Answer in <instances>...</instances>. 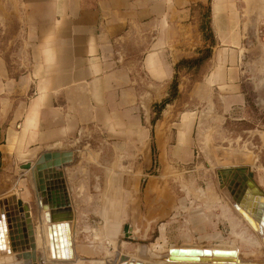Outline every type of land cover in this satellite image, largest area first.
Listing matches in <instances>:
<instances>
[{"label":"crops","instance_id":"0c3cea01","mask_svg":"<svg viewBox=\"0 0 264 264\" xmlns=\"http://www.w3.org/2000/svg\"><path fill=\"white\" fill-rule=\"evenodd\" d=\"M208 6L215 46L188 91L196 108L225 122L246 108L250 89L264 104V0H0V203L17 196L30 207L37 249L41 198L20 167L74 154L84 138L108 150L118 141L129 155L131 141L147 135L138 105L167 92L176 65L198 57ZM202 114H184L185 151ZM2 230L0 264H35L13 252L7 221Z\"/></svg>","mask_w":264,"mask_h":264},{"label":"rangeland","instance_id":"374dc122","mask_svg":"<svg viewBox=\"0 0 264 264\" xmlns=\"http://www.w3.org/2000/svg\"><path fill=\"white\" fill-rule=\"evenodd\" d=\"M203 48L196 51L198 56ZM184 70L178 74V87L182 78L189 76L191 82L186 90L178 89L161 112L158 105L174 94L172 85L167 92L149 93L138 105L147 135L131 141L129 155L122 154L118 141L115 149L107 146L109 150L86 138L75 147L74 160L64 173L75 213L76 247L80 251L87 247L89 254L78 251L79 256L92 260L85 264L110 258L119 263L122 254L163 264L170 259L171 246L207 250L193 258L198 261L228 258L261 263L264 259L257 237L234 205L231 179L220 175L225 167L245 166L264 192V104L250 89L246 108L222 122L214 111L196 108L190 100L188 88L202 78L204 67L190 70L189 75ZM193 110L203 114L197 115L185 151L178 146V134L184 114ZM126 225L135 235L124 233ZM140 246L146 249L143 256ZM43 248L30 257L34 263L43 258Z\"/></svg>","mask_w":264,"mask_h":264},{"label":"water","instance_id":"95a60500","mask_svg":"<svg viewBox=\"0 0 264 264\" xmlns=\"http://www.w3.org/2000/svg\"><path fill=\"white\" fill-rule=\"evenodd\" d=\"M73 160L72 152H52L42 155L36 163H26L20 167L23 171L31 172L35 190L41 198L38 202L39 206L43 211H46L47 221L52 223L48 227L52 246L57 248V242L60 240L64 258H68L70 252L73 256L69 223H64L71 218L72 212L64 169ZM228 171L233 170L228 169ZM235 171L240 175H234L229 189L234 197L236 209L243 215L245 213L243 208L251 212L252 216H248L251 223L254 225V219H256L259 226H264V193L259 190L254 182L252 172H248L247 176L243 175L247 171L244 167H239ZM242 176L243 178H241ZM246 187L252 191L248 196L249 198L244 194ZM0 205L4 209L3 220H0V245L2 242V225H5L7 221L13 252L21 253L23 258H34L36 253L35 230L31 221L30 207L17 196L4 200ZM124 233L134 235L133 231H130V225L124 227ZM28 250H31L32 253H28ZM205 252L207 250L171 249L170 259L199 258L196 256H202ZM136 264L141 263L137 262Z\"/></svg>","mask_w":264,"mask_h":264},{"label":"bare ground","instance_id":"6f19581e","mask_svg":"<svg viewBox=\"0 0 264 264\" xmlns=\"http://www.w3.org/2000/svg\"><path fill=\"white\" fill-rule=\"evenodd\" d=\"M239 163H243V161H240ZM244 168H246V167L244 166ZM228 169H231V168L230 167H225L220 172L221 178L225 179L226 181L229 180V179H231V181H232L234 175H236V174H239L240 175V173L236 172L235 169H231V170H233L231 172H229ZM246 170L247 171H245L244 174H243L245 176H247L246 173L250 172V171H248V169H246ZM241 178H243V176ZM223 179H222V181H224ZM257 187H258V185H257ZM260 191H262V190H260ZM251 193H252L251 189H249L248 187H246L245 188V192H244L245 196L247 195L246 197H248V196H250ZM257 204H258V202H257ZM73 209H72V212L70 214L71 218L69 220H67V221H64V223L65 222H68L69 223L70 241H71V244H72V253H73L72 254L73 256H71V252L69 250L70 253H69V257L68 258H64L63 257V251H62V247H61L60 240H58V242H57V246H58L57 248H54L52 246L53 244L51 242V239H50V236H49V232H48V227L50 225H52V223H49L47 221L46 211H43V215H42V219H41V225H42L41 226V232H40V234L38 233L39 235L37 236V241H38L40 247L43 246L44 247L43 249H45V250H43L45 252H43V258H44V260H42V264H85L87 262L92 261V260H89L87 258H83V257H80L79 256V253H78L79 250L76 247V239H77V234L78 233H77L76 227H75V222H74L75 213H74ZM243 210L245 211V214L247 216L245 214L243 215V214L240 213L241 214L240 218L244 219L246 221V223H248L247 225H249L252 228V232L257 237V242H258L260 248L262 249V252H263V255H264V226H259L258 223H257L258 221L256 219H254V217H253V219L256 221V222L254 221V223H255L254 224L255 226H254L251 223L250 219H249V217L252 216L251 215V212L247 211L244 208H243ZM232 211H234V210H232ZM44 213H45V215H44ZM45 229L47 230L46 233L44 231ZM2 233H3V230H2ZM6 233H7V229H6ZM65 233H66V231H65ZM9 234H10V230H9ZM133 234L135 235L134 231H133ZM58 237H57V239H58ZM1 240H2V242H1L0 248L2 249V245L4 243L3 236L1 237ZM9 240H10V235H9ZM34 241L36 243V238L35 237H34ZM10 242H11V240H10ZM144 246H146V245H144ZM36 250H37V245H36ZM138 251L140 252V255L143 256V255H145L144 253H145L146 249H143V247L140 246L139 249H138ZM227 259H221L222 261H218V262L198 261V260L193 259V258L190 259V260H188V259L187 260L186 259H179V260L167 259L165 262H163V264H168V263H177V264H264V259L262 260L261 263H255V262L246 261V260L243 261V260H240V259H228V260ZM0 260H1V258H0ZM118 261H119V263H117V260H113L112 258H110V259H108L107 262L106 261H103L104 263L99 262L98 264H129V263L136 264L137 262H139L141 264H156V263L152 262L151 259L150 260L149 259H144L143 257L142 258L141 257H139V258H137V257H129V256H126V255H123V254L118 257ZM22 264H23V262H22Z\"/></svg>","mask_w":264,"mask_h":264},{"label":"trees","instance_id":"16d2710c","mask_svg":"<svg viewBox=\"0 0 264 264\" xmlns=\"http://www.w3.org/2000/svg\"><path fill=\"white\" fill-rule=\"evenodd\" d=\"M210 9H211L210 6L206 7L205 9L206 11L203 15L202 23H201V30L204 33V40H205V45L203 46L204 48L202 47L203 48L202 54L194 59L182 60L180 63L176 65L175 67L176 73L171 87L172 93L174 92V94L171 95L169 99H165L160 105H158L159 112H161L166 107V105H168L173 100L172 97L175 95V93L178 90V79H179L178 74L180 73V71L186 69L189 72L192 69L204 67V64L212 56L213 47L215 46V39L211 28Z\"/></svg>","mask_w":264,"mask_h":264}]
</instances>
